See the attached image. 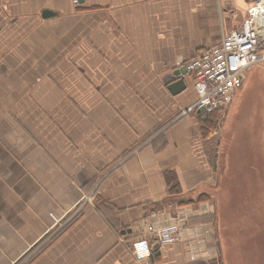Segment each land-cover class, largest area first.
Wrapping results in <instances>:
<instances>
[{"label":"crops","instance_id":"1","mask_svg":"<svg viewBox=\"0 0 264 264\" xmlns=\"http://www.w3.org/2000/svg\"><path fill=\"white\" fill-rule=\"evenodd\" d=\"M255 1L0 0V264L231 263L216 153L229 107L178 117L192 77L170 91L167 76ZM170 221L182 241L151 252L147 226Z\"/></svg>","mask_w":264,"mask_h":264},{"label":"rangeland","instance_id":"2","mask_svg":"<svg viewBox=\"0 0 264 264\" xmlns=\"http://www.w3.org/2000/svg\"><path fill=\"white\" fill-rule=\"evenodd\" d=\"M262 66L264 61L245 70L253 87L245 100L243 92L233 96L232 101L238 98L244 102L234 106L230 102L217 128L216 153L225 163L219 180L223 174L232 177L226 193L228 213L222 225L227 230L222 232V244L230 248L228 264H264V90L256 76ZM90 199L91 194L81 202Z\"/></svg>","mask_w":264,"mask_h":264},{"label":"built area","instance_id":"3","mask_svg":"<svg viewBox=\"0 0 264 264\" xmlns=\"http://www.w3.org/2000/svg\"><path fill=\"white\" fill-rule=\"evenodd\" d=\"M76 4L77 0H72ZM264 61V0H256L247 10L239 28L225 33L212 48L200 52L182 64L186 74L192 77L196 93L195 102L184 108L178 117L200 111L209 114L222 110L232 100L245 78V70ZM146 233L159 245L182 241L181 227L177 221L146 228ZM138 241L132 245L137 257Z\"/></svg>","mask_w":264,"mask_h":264},{"label":"water","instance_id":"4","mask_svg":"<svg viewBox=\"0 0 264 264\" xmlns=\"http://www.w3.org/2000/svg\"><path fill=\"white\" fill-rule=\"evenodd\" d=\"M42 17H48L52 15L50 11H43L41 13ZM184 68H177L173 70L169 76H167L168 81L170 82V85L168 86V89L171 91L172 89L180 90L181 88L185 87L184 81H183V75L185 74ZM172 86V88H171ZM173 92V91H172ZM203 113L200 111H197V117H200ZM159 244L157 242H153L150 246V251L153 252L155 249H157Z\"/></svg>","mask_w":264,"mask_h":264},{"label":"bare ground","instance_id":"5","mask_svg":"<svg viewBox=\"0 0 264 264\" xmlns=\"http://www.w3.org/2000/svg\"><path fill=\"white\" fill-rule=\"evenodd\" d=\"M140 246H142V245H140Z\"/></svg>","mask_w":264,"mask_h":264}]
</instances>
